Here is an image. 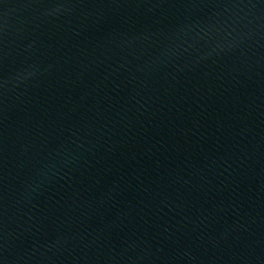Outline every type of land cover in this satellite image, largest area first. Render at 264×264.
<instances>
[{"label": "water", "instance_id": "water-1", "mask_svg": "<svg viewBox=\"0 0 264 264\" xmlns=\"http://www.w3.org/2000/svg\"><path fill=\"white\" fill-rule=\"evenodd\" d=\"M0 264H264V0H0Z\"/></svg>", "mask_w": 264, "mask_h": 264}]
</instances>
